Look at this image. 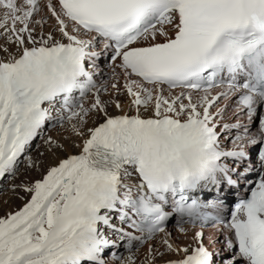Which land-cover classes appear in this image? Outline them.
Segmentation results:
<instances>
[{"label":"snow or ice","instance_id":"snow-or-ice-1","mask_svg":"<svg viewBox=\"0 0 264 264\" xmlns=\"http://www.w3.org/2000/svg\"><path fill=\"white\" fill-rule=\"evenodd\" d=\"M93 115L79 153L11 185L30 198L0 217V264H136L145 244L140 264H264V0H0V179L40 167L48 125L83 138Z\"/></svg>","mask_w":264,"mask_h":264},{"label":"bare ground","instance_id":"bare-ground-1","mask_svg":"<svg viewBox=\"0 0 264 264\" xmlns=\"http://www.w3.org/2000/svg\"><path fill=\"white\" fill-rule=\"evenodd\" d=\"M47 30L48 29L45 28V31H47ZM105 73H107V72L105 71ZM97 80L100 82V78L99 77H97ZM104 97H105V95H103V98ZM91 99H92V97H91V95H89V97L86 100V103L90 102ZM119 99L123 103V106H124L125 110H127L128 109V100H127V98L124 95H121L119 97ZM109 111H116V109L110 107ZM132 111L134 112V109ZM145 115H148V113H145ZM98 120H99V117H97L95 115L92 116L91 122L89 121L84 126L85 136L83 138L80 137L78 141H76L77 139H74L73 137L71 138L69 135L66 134V130L67 129L66 130L63 129L65 133H62L60 135L59 134L57 135V133L55 131L50 132L51 133L50 135H52V137L54 139L60 141L64 145V149L63 150H58L55 154H52L50 151H48L47 145L44 143V139H46L49 136V135H47L48 133L43 138H41V139L38 138V139H40L39 144H38L39 147H37V145H36L35 150L33 151L32 155L30 157L33 160L37 161L39 163L40 167L37 168L36 171H34V169H30V170L26 171L25 168H24V170H22L23 172L22 173L20 172L21 174L17 175V177H16L17 178V182H15L14 184H19V183H21V181L28 182V181H34L36 179H40L42 173L44 172V170L47 169L49 166L54 165L58 161V159L65 158V157H67L68 155H71V154L79 153L80 149H79L78 145H80L81 140L83 142V139L87 137V128H90L93 125L95 126V123L98 122ZM226 120L229 123H232V122L235 121V117H233V115H232L231 108H229V110H228V112L226 114ZM253 129H254V127H253ZM240 131H243V129H240ZM231 135L235 136L236 135V131L234 130L231 133ZM64 136H66L67 138L65 137L66 139H63ZM41 153H43V155H41ZM37 157H40V158H37ZM24 163H25V167H26L27 161H24ZM11 194H12V197L9 198L8 204L5 205L6 206L5 210H7V208H8L7 205H9V204H10L9 205L10 208H15L16 209L17 208L16 206H20L21 205V203L18 204V202H20V201L24 202L25 199L27 200L29 198V195L27 193H25L23 191H20V190H17L16 192H14V194H13V191H12ZM15 198H18V200L15 201V203H14ZM5 206H3V207H5ZM7 213L0 208V217L5 216ZM183 227H185L188 230V232H189V237L188 238L190 240L191 239V232L193 231V229L191 227H188V226H183ZM168 230L172 232V235L174 237L178 238V242H181V243L184 242L183 236L178 232L177 228L175 227V223L170 224L168 226ZM207 235H208L207 242H210V239L215 241V243H210L209 244V246L211 247L212 251L220 250L221 253H224V250H222V247H224V245H223V242H224L223 236L221 234L220 235L217 234V231H213V230H207ZM158 241H159V237H158V239H156L154 241V243L157 246H159V242ZM146 245L147 244H145L142 247V249L140 250L141 251L140 256H144L145 255L147 247H148V245L147 246ZM111 251L112 250H110V252ZM118 251L120 252V249ZM137 254L138 253H134L135 256L139 255V254L138 255ZM103 255L108 260L109 264H111L113 262V259H109V255L110 254H108V253L106 254V252H105ZM170 258H175V257L174 256L173 257H169V256H165L164 257L165 260L170 259ZM217 258H219V257H217ZM136 264H140V263L136 262Z\"/></svg>","mask_w":264,"mask_h":264},{"label":"rangeland","instance_id":"rangeland-1","mask_svg":"<svg viewBox=\"0 0 264 264\" xmlns=\"http://www.w3.org/2000/svg\"><path fill=\"white\" fill-rule=\"evenodd\" d=\"M106 94V93H105ZM105 99V98H104ZM108 99V98H107ZM112 101H109V104H112L111 103ZM111 108H114V105L111 107ZM91 120H92V117H91ZM91 120H88V122L90 121L91 122ZM94 126V125H93ZM92 126V127H93ZM65 127V128H64ZM69 127H70V123L68 124V125H66V123H64V125H63V127H60V126H56V127H52V126H49V127H46V129H45V134H51L50 132H53V131H55L56 133H57V135L59 134H62V133H65L64 132V130H66V129H69ZM64 129V130H63ZM47 130V131H46ZM49 131V132H48ZM62 131V132H61ZM61 132V133H60ZM43 133V135H45ZM51 137H52V135H50ZM66 136H64V138L63 139H66L65 138ZM72 138V137H71ZM74 139H77L76 141H78L79 140V136H75V137H73ZM79 143V142H78ZM38 142L37 141H35L34 143H33V145H32V149L30 150V152L28 153V155L29 156H31L32 155V153H33V151L35 150V147H36V145L38 146ZM80 144H82V140H81V142H80ZM32 151V152H31ZM43 152V151H42ZM37 158H40V157H37ZM24 168L26 169V167H25V163H24V161H22V163H21V165H20V172L22 173L23 171L22 170H24ZM37 170V168L36 169H34V171H36ZM18 173V175L19 174H21V173ZM13 181V182H12ZM11 182V183H10ZM15 182H17V178L16 179H12V180H10V178H6V179H2L1 181H0V208L2 209V210H4L6 213L8 212V213H10V212H14V211H16V210H18L20 207H22L23 206V204L25 203V201H26V199H25V201L24 202H18V204H20L21 203V205L20 206H16L17 208L15 209V208H10L9 207V205H7L8 206V208H7V210H5V208H6V204H8V200H9V198L10 197H12V194H11V187H9L10 185H12V184H14ZM10 184V185H9ZM13 194H14V192H13ZM30 198V197H29ZM28 198V199H29ZM7 199V200H6ZM18 200V198H15V200H14V203H15V201H17ZM3 206H5V207H3ZM7 213V214H8ZM158 239V238H157ZM159 242V241H158ZM147 246V245H146ZM140 250V249H139ZM138 250V251H139ZM135 251H137V250H135ZM140 253H141V251L137 254L138 256H135V258H136V261L138 262V263H140L141 262V259L144 257V256H140Z\"/></svg>","mask_w":264,"mask_h":264}]
</instances>
